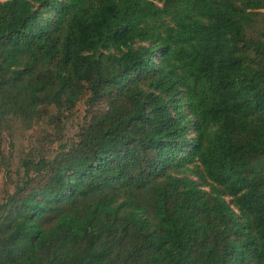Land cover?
Returning <instances> with one entry per match:
<instances>
[{
	"label": "trees",
	"instance_id": "trees-1",
	"mask_svg": "<svg viewBox=\"0 0 264 264\" xmlns=\"http://www.w3.org/2000/svg\"><path fill=\"white\" fill-rule=\"evenodd\" d=\"M263 10L0 1V264H264Z\"/></svg>",
	"mask_w": 264,
	"mask_h": 264
},
{
	"label": "rangeland",
	"instance_id": "rangeland-1",
	"mask_svg": "<svg viewBox=\"0 0 264 264\" xmlns=\"http://www.w3.org/2000/svg\"><path fill=\"white\" fill-rule=\"evenodd\" d=\"M262 12H264V10ZM49 113L53 114V111H50ZM82 114H83V104L80 102L79 104L76 105V107L71 112V114L63 119L59 140L53 142L51 145L48 146L47 148L48 152L52 154L55 153L57 151V147L59 144L68 142L74 136V133L77 131L78 125L81 121ZM43 132H45L46 134H52L53 129L50 125L46 124V122H43V120L41 119L32 122L30 127L24 133L23 140L21 141L22 148L26 150L30 146L34 147L38 145L36 140L42 135L41 133ZM2 148L3 151L6 153L7 147L5 146V144H3ZM9 165L11 169L15 167L13 166L14 163L12 162H9ZM4 169L5 168L2 164V160L0 159V199L2 192L6 187V185L4 184L5 181Z\"/></svg>",
	"mask_w": 264,
	"mask_h": 264
}]
</instances>
